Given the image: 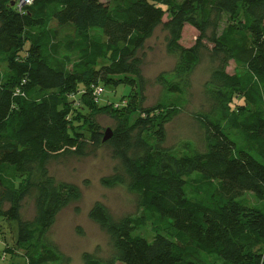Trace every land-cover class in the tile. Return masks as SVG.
Segmentation results:
<instances>
[{"label":"trees","instance_id":"1","mask_svg":"<svg viewBox=\"0 0 264 264\" xmlns=\"http://www.w3.org/2000/svg\"><path fill=\"white\" fill-rule=\"evenodd\" d=\"M17 2L0 0V223H17L15 246L28 264H71L47 235L83 193L51 176L49 162L102 147L117 162L102 185L137 196L139 213L115 217L96 202L89 218L111 254L86 252L83 264H264V0H34L22 12ZM186 25L199 32L191 48L181 44ZM159 27L179 57L171 78H157L168 99L118 120L103 142L92 87L143 86V50ZM204 51L209 106L194 117L204 148L185 143L179 153L166 146V123L180 107L170 98L186 95ZM231 62L240 70L229 73ZM32 196L37 214L25 220ZM146 226L152 241L135 234Z\"/></svg>","mask_w":264,"mask_h":264},{"label":"rangeland","instance_id":"2","mask_svg":"<svg viewBox=\"0 0 264 264\" xmlns=\"http://www.w3.org/2000/svg\"><path fill=\"white\" fill-rule=\"evenodd\" d=\"M176 1L181 3L183 0ZM167 20L168 16H165L164 21ZM52 25L55 26L56 23ZM225 26H227L226 20L219 26L218 34ZM63 33L67 34L65 31ZM166 35L167 33L162 27H159L146 43L143 50V86L134 79L122 80L118 87L100 85L104 92L98 101L93 92L94 88L99 86L92 87L93 100L100 105L97 109L101 111V113L95 114V120L102 126L104 132L107 130L112 132L118 120L135 121L142 115L143 109L153 107L168 99L163 87L157 82V78L161 74H166L171 78L170 74L179 57L178 54H171L167 51ZM198 37L199 32L186 25L181 44L185 48H191L195 46ZM204 43L208 44L206 41ZM208 46L211 47L210 44ZM238 67L235 62H231L228 72L232 74L236 70H240ZM5 69L6 66L0 64V72ZM211 69L212 65L207 52L204 51L201 62L188 76L189 87L186 95L170 98H173L175 103H180V107L178 113L166 123V146L176 149L179 153L186 151L183 146L185 143H190L199 149L204 148L201 131L194 117L196 113L208 110L205 85L210 78ZM114 109L122 110L115 111L117 113L115 114ZM92 111L89 109V115L93 113ZM89 115L85 118L86 120H90ZM115 115H120V117ZM165 115L166 112L162 111L157 114V118L160 120ZM80 125V130L89 128V124L86 122H82ZM116 163L109 149L102 147L83 158L62 156L60 159L50 161L47 166L50 175L57 181L74 183L81 188L83 193L80 202L69 206L58 215L55 225L47 235V241L70 258L71 264H83L82 256L86 252L96 254L100 258L110 257L109 237L98 224L89 218V211L96 202L106 205L115 217L134 216L139 213L137 196L124 187L106 188L101 183L103 177L112 174ZM39 177V173H36L34 179L39 180ZM245 198L251 205L256 204V200L251 194H246ZM36 214L34 196H32L25 200L22 215L25 220H33ZM17 229V223L10 224L2 221L0 223V264H28L25 253L15 246ZM135 234L143 236L149 241L153 239L150 226L136 230ZM5 242L9 247L7 251L3 252L5 248L3 243Z\"/></svg>","mask_w":264,"mask_h":264},{"label":"built area","instance_id":"3","mask_svg":"<svg viewBox=\"0 0 264 264\" xmlns=\"http://www.w3.org/2000/svg\"><path fill=\"white\" fill-rule=\"evenodd\" d=\"M34 0H19L15 3L16 9L19 12L24 11L25 7L32 5ZM104 90L99 86L94 88V96H96V100H99V97L103 94ZM1 243V242H0Z\"/></svg>","mask_w":264,"mask_h":264},{"label":"water","instance_id":"4","mask_svg":"<svg viewBox=\"0 0 264 264\" xmlns=\"http://www.w3.org/2000/svg\"><path fill=\"white\" fill-rule=\"evenodd\" d=\"M111 137H112V132L110 130H107L103 142H106Z\"/></svg>","mask_w":264,"mask_h":264}]
</instances>
